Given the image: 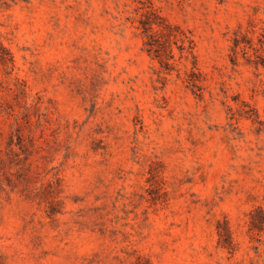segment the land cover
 <instances>
[{
    "label": "rangeland",
    "instance_id": "374dc122",
    "mask_svg": "<svg viewBox=\"0 0 264 264\" xmlns=\"http://www.w3.org/2000/svg\"><path fill=\"white\" fill-rule=\"evenodd\" d=\"M0 264H264V0H0Z\"/></svg>",
    "mask_w": 264,
    "mask_h": 264
}]
</instances>
